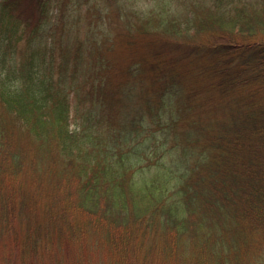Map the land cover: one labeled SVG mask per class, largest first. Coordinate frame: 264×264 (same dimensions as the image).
Segmentation results:
<instances>
[{
  "label": "trees",
  "instance_id": "trees-1",
  "mask_svg": "<svg viewBox=\"0 0 264 264\" xmlns=\"http://www.w3.org/2000/svg\"><path fill=\"white\" fill-rule=\"evenodd\" d=\"M24 1L0 0V264H77L88 230L108 264H264V0Z\"/></svg>",
  "mask_w": 264,
  "mask_h": 264
},
{
  "label": "rangeland",
  "instance_id": "rangeland-1",
  "mask_svg": "<svg viewBox=\"0 0 264 264\" xmlns=\"http://www.w3.org/2000/svg\"><path fill=\"white\" fill-rule=\"evenodd\" d=\"M67 1L68 0H62V2L60 4L61 9L67 5ZM142 1H143V3H142ZM142 1H141V3L145 4L147 6L150 3V0H142ZM25 3L28 7V8H25V12L28 13L29 9H30L29 3L27 2V0L24 1V4ZM138 4H140L139 1H138ZM53 7H56L55 3L53 4ZM250 134H252V132H250ZM260 146L261 145L259 143L258 147H260ZM251 148H252V145L250 144L249 150H251ZM86 236H87V238H83V239H85L87 244L79 245V248H72L71 251L68 250V254L73 255L76 259L79 260V262L77 264H108L107 263V255H106L107 252L105 251L104 245L102 243H100L101 240L99 239L100 238L99 234L93 230H88L86 233ZM54 247H56V245ZM71 247H73V244L71 245ZM67 258L71 259L73 257L69 256ZM67 262H68L67 259H65L64 263H62V264H67ZM45 264H47V263H45ZM251 264H252V262H251Z\"/></svg>",
  "mask_w": 264,
  "mask_h": 264
}]
</instances>
